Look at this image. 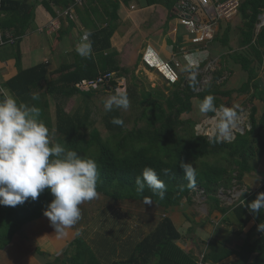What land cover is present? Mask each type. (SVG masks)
Here are the masks:
<instances>
[{
  "label": "trees",
  "instance_id": "1",
  "mask_svg": "<svg viewBox=\"0 0 264 264\" xmlns=\"http://www.w3.org/2000/svg\"><path fill=\"white\" fill-rule=\"evenodd\" d=\"M177 1L180 0H148L171 10ZM73 3L74 0H0V41L12 36L16 39L6 44L13 45L17 69L5 82L16 112L8 97L1 100L4 121L0 126V249L6 248L27 223L62 203L81 201L96 193L114 200H150L171 212L170 208L181 205L184 198L191 202L192 194L201 191L211 206L209 216L216 211L226 214L233 210L244 229L249 227L250 218L254 221L239 248L213 235L201 251L203 261L219 264L237 254L239 258L228 264H264V233L259 227L264 222V172L259 170L264 154V110L258 116L253 103L255 98L264 101V88L251 58L261 63L264 57V26L258 30L264 0H240L238 5L242 19L240 46L247 50L231 57L249 73L240 88L222 90L220 69L202 91H197L200 76L184 84L183 75L171 94L161 91L151 97L149 92L146 99L140 94L147 91L138 94L137 83L122 86L115 78L97 89L84 90L79 86L100 73L114 72L120 77L129 73V69L121 68L119 52L111 43L114 21L119 18V0H112L108 26L90 34L94 53L77 54L78 61L66 67L63 75L48 80L47 63L23 68L20 42L35 22L37 5L43 4L57 15L54 6L63 10ZM89 3L85 4L86 9ZM61 37L58 34L56 42ZM117 86L122 88L120 93ZM252 90L248 99L250 128L237 132L230 140L219 134L212 138L200 134L193 119L182 117L192 110L193 97H198L207 114L214 116L224 104L222 96L234 92L250 94ZM107 94L122 98L134 95L138 103L146 104L138 118H145L146 122L129 128L122 110L109 108L104 124L110 132L104 137L92 115L94 103L104 102ZM70 98L79 100L73 111L63 105ZM19 152L23 160L17 155ZM209 157L213 160H206ZM247 174L257 177L261 186L255 191L247 187L237 202L224 204L223 194L235 187L242 189ZM194 230L192 224L189 236ZM182 237L168 214L134 247L130 246L133 251L128 258L114 259L109 264H199L196 245L188 250L182 248ZM191 238L196 242L197 237ZM117 243H113L114 248ZM68 248L64 258L55 257L47 264H103L82 235Z\"/></svg>",
  "mask_w": 264,
  "mask_h": 264
},
{
  "label": "crops",
  "instance_id": "2",
  "mask_svg": "<svg viewBox=\"0 0 264 264\" xmlns=\"http://www.w3.org/2000/svg\"><path fill=\"white\" fill-rule=\"evenodd\" d=\"M41 1L39 0V2ZM209 1L211 7L214 8L217 0ZM86 2L78 4L74 2L63 10L54 6L57 15H52L43 4L37 5L35 22L20 42L23 68L47 63L48 80H52L63 75L62 72L66 67L69 68L70 65L78 61L77 54L86 56L93 52L90 34L97 28L108 26L110 18H112V0H90V7L88 6L87 9L85 8ZM119 3V18L114 21L115 31L111 43L119 52L121 68L129 69L127 77L122 76L125 80L128 79L129 74H132L133 79L131 85L137 83L136 77L145 80H147L146 78L151 79L152 83L148 80L145 83L139 82L137 84L138 90L154 89L160 83L159 80L173 89L174 84L183 75L186 76L184 84L198 76L201 78L207 76L211 80L214 72L220 69H223L222 78L219 80V82H224L221 86L222 90L238 89L248 80V71L242 67L240 62L231 57L236 52L247 50L240 46L242 22L239 26L236 16L238 15L239 19L241 16L238 11L235 15L231 14L229 17L217 19L214 24L215 36L213 39L194 43L191 41V35L187 28L180 23L179 1L174 3L172 10L162 3H149L148 0H119ZM260 19L258 30L264 26V13ZM236 29H239V35L234 32ZM58 34L62 37L56 42ZM251 58L258 79L264 88V57L261 63L254 57ZM177 61L180 62L181 66L176 65ZM16 70L13 45L0 46V126L4 121V109L1 100L3 96L8 97V94L5 93L7 92L5 82L16 73ZM227 71L232 74V78L227 77ZM115 74L118 76L117 73ZM152 78H157V80L153 82ZM118 79L121 81V78L118 77ZM237 79H239L240 86H234ZM210 80L201 83L202 85L200 84L201 86H198L197 90L202 91L207 87ZM252 92L253 90L250 94L234 92L231 96H222L221 99L224 104L221 109L224 108L228 100L236 95L243 96L244 99L248 95L249 99ZM10 100L12 98L8 97V101ZM260 100V98H255L253 102L258 108V112L261 110L259 109L261 108ZM195 103L199 104L203 108V112L207 113L198 97L192 98V110L189 113H195L196 116ZM263 105L262 112L264 110ZM54 110L55 102L52 104V111ZM259 170L264 172V154L259 164ZM244 181L245 186L253 191L262 184L260 180L257 182L253 179V175L250 176L249 174L245 176ZM63 207L62 204L58 205L52 212L27 223L20 229L12 242L6 248L0 249V264H47L55 257L64 258L65 252L63 251L68 249L70 242L78 235L71 232L73 228L68 223V220L72 222V219L69 218L72 217L71 212L62 213ZM231 211V214H227L228 212L222 214L216 211L214 215L218 216L220 213L223 218L234 216L240 226L235 228L234 233H230L225 228L224 223L218 226L215 224L214 227L213 224L203 221L202 226L195 227L192 235L197 237L196 243L200 249L206 248V242L213 235L226 239L229 246L239 248L247 238V232L254 221L253 218H250L249 227L244 229L236 214L233 210ZM148 213L153 212L150 210ZM171 217L177 224L176 216L171 215ZM76 221L75 225H77ZM217 224H219L218 221ZM259 227L264 233V222L260 223ZM192 235L189 236L187 233L182 238L186 239L188 236V239H192ZM88 236L85 237L86 240L101 258L103 264H109L114 259L128 258L132 254L135 243L144 237L134 238L128 232L122 235L118 240L117 247L114 248L113 244L94 233L89 232ZM63 247L66 249L64 250ZM103 257L106 258V261L102 259ZM238 258L237 254H233L219 264H228Z\"/></svg>",
  "mask_w": 264,
  "mask_h": 264
},
{
  "label": "rangeland",
  "instance_id": "3",
  "mask_svg": "<svg viewBox=\"0 0 264 264\" xmlns=\"http://www.w3.org/2000/svg\"><path fill=\"white\" fill-rule=\"evenodd\" d=\"M237 11H235L233 14L235 15V13H238ZM237 16L236 20L238 21V25L240 26L242 21H240L241 19H239V17ZM234 32L239 35V29H236ZM176 63H179V65L176 64L177 66H181L180 62L177 61ZM229 73L230 72L227 71V77L232 78V74ZM131 75L132 74L128 75L127 80H125L124 78H122L123 80L121 79L122 82H125L127 87L131 86L130 84L131 82H133ZM116 77L121 78L122 76L120 77L119 75H116ZM146 79L148 81L151 80H149L148 78ZM152 79L153 82L157 80V78ZM147 80H145L144 78L141 79L139 77H136L137 84H139V82L145 83V81ZM209 80V77L202 76L199 82V87ZM159 82L160 83L154 89H145L147 90V93H141L142 90H139L138 94L141 93L140 95L142 96V99H146L149 93L148 91H151V93H149L151 97H157L159 94H162L161 91H163L165 95L171 94L172 88L170 86L167 87L161 80H159ZM150 83H152V81H150ZM234 86H240L239 79L234 82ZM5 93L8 94L9 98H12V94L8 89ZM140 95H137L138 98ZM78 101L79 100H76L75 98H70L68 100H65L63 105L67 111H73L75 107H77L76 105ZM260 102L261 108L259 109L261 110L258 112V115L262 113V105L264 104V102H262L261 100ZM145 106V103H138L134 95L132 97L130 95V97L122 98L120 96L107 94L104 97V102L99 100L94 103L92 118L95 120L96 126L101 130L102 135L104 137H107L110 131L104 124V118L105 113L109 108H120L124 115L127 117L128 127L132 128L136 124L141 125L146 122L145 118L138 119L139 116L142 115ZM250 106L251 103L248 101V95H246V99H244L243 96L236 95L231 100H228L224 108L219 109L216 115H214L216 116L215 119L217 123L216 130L212 128L214 125V122L211 121L213 117L209 116L206 112H203V108H201V106L197 103H195L194 110L197 112L196 116L195 113H184L182 117L186 119H193L196 124L195 128L200 134H205L209 138H212V134H214V136L216 134H219L221 138L230 140L237 132H244L247 128H250ZM212 130H214V132ZM17 155L21 158V160L24 159L21 152H19ZM206 160L212 161L213 157H209ZM253 179L257 182L259 181V179L255 176H253ZM246 188L247 186H243L242 189L235 187L227 191V194H223L224 204H233L237 202L242 194V191ZM192 197L193 199L191 202H189L187 198H184L181 205L170 208L169 211L171 212H168L167 209L155 204L150 200H114L104 196L103 194L96 193L82 199L81 201L62 203V206L64 207L61 210L64 214L68 211L71 212L72 217L69 218L72 219V222L68 220V223L72 225V233H74L75 235L81 234L82 237H89V232L94 233L95 235L100 236L102 239L109 241L111 244L117 243L122 235H125L128 232L132 234L134 238L143 237L169 213L170 216H176L175 219L177 220V224L180 231L182 232V235H187L192 224L193 227H199L200 225H203V221L213 224L214 227L216 225L218 226L221 225V223H224V226H226L225 228L228 229L230 233H234V230L237 226L240 227L234 216H225V218H223L220 213L218 214V216L213 214L209 216L211 206L210 203L207 202L206 196L203 195V192L196 191L192 194ZM150 210L153 213H148ZM231 212L232 211L230 210V212H228L227 214H231ZM75 221L77 225H75ZM217 221L219 224H217ZM180 242L184 243L185 248L181 244L180 245L186 250L191 248L193 245H196L197 253L200 256L203 255V253L201 252L202 249H200V247L193 239H188V236H186V239L181 238ZM127 246H129V244H127ZM63 249L65 250L66 248L63 247ZM68 249L66 251H62L67 252ZM126 251L128 250L126 249ZM102 259L106 261L105 257H103Z\"/></svg>",
  "mask_w": 264,
  "mask_h": 264
},
{
  "label": "built area",
  "instance_id": "4",
  "mask_svg": "<svg viewBox=\"0 0 264 264\" xmlns=\"http://www.w3.org/2000/svg\"><path fill=\"white\" fill-rule=\"evenodd\" d=\"M86 1L90 0H74L76 4ZM239 2L240 0H217L213 8L209 0H180V23L187 28L193 42L200 43L209 41L215 36L214 24L217 19L220 17H229L237 11ZM202 12L203 14H200ZM203 15L204 17H202ZM15 40L16 39L12 36L8 40H1L0 44L14 43ZM176 64L179 65V63ZM114 78L118 80L122 86H125V82L120 81L114 72L100 73L95 78L83 80L79 86L84 90L91 88L97 89L101 85L109 83ZM116 90L120 93L122 88L117 86ZM8 102H10L11 109L16 112L12 102ZM179 244L184 247V243L179 242ZM202 256L203 255L200 256L199 264H208L203 261Z\"/></svg>",
  "mask_w": 264,
  "mask_h": 264
},
{
  "label": "bare ground",
  "instance_id": "5",
  "mask_svg": "<svg viewBox=\"0 0 264 264\" xmlns=\"http://www.w3.org/2000/svg\"><path fill=\"white\" fill-rule=\"evenodd\" d=\"M211 121L214 122V125H213L212 128H213L214 130H216V127H217L216 119L213 118ZM214 130H212V131L214 132Z\"/></svg>",
  "mask_w": 264,
  "mask_h": 264
},
{
  "label": "water",
  "instance_id": "6",
  "mask_svg": "<svg viewBox=\"0 0 264 264\" xmlns=\"http://www.w3.org/2000/svg\"><path fill=\"white\" fill-rule=\"evenodd\" d=\"M178 7L181 9V6L178 4ZM263 15V14H262ZM2 104V103H1ZM211 117H213V118H215L216 116H211ZM243 132V131H242ZM214 136V134H212L211 135V137H213ZM14 139H16V137L14 138Z\"/></svg>",
  "mask_w": 264,
  "mask_h": 264
}]
</instances>
